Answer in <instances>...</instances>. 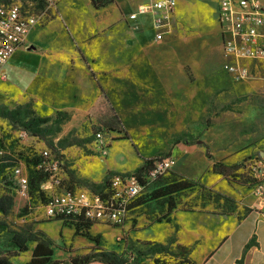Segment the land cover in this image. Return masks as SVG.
<instances>
[{
  "label": "crops",
  "instance_id": "crops-1",
  "mask_svg": "<svg viewBox=\"0 0 264 264\" xmlns=\"http://www.w3.org/2000/svg\"><path fill=\"white\" fill-rule=\"evenodd\" d=\"M147 2L112 0L98 9L91 0H55L45 19L31 29L24 45L0 70V75L6 76V79L0 76V107L14 110L29 104L41 118L54 117L57 113L69 116L61 128L62 135L54 139L56 145L70 133L73 137V131L78 136H74L76 139H86L97 122L95 115L101 113L103 102L114 110L127 131L130 139L112 138L107 144L103 143L105 155L98 149L100 145L93 141L82 147L60 150L66 168L58 167L60 187L68 183L65 171H69L80 181L74 186L75 193H90V188L101 185L108 174H132L151 159L150 153L140 151V145L147 142L140 139L145 134L144 127L138 138L128 130L120 118L116 98L123 95L147 97L154 98L155 103L165 94L174 98V108L178 105V88L166 77L169 72L165 69L175 61L168 60L164 54V50L172 46L171 42L178 39L172 40L178 31L156 30L150 15L129 19ZM213 6L216 22L217 9ZM180 81L178 86L196 87L195 82ZM203 91L211 96L208 90ZM199 93L197 89L195 94ZM216 124L203 129L197 144L179 143L173 155L178 163V177L198 182L208 191L222 196L223 202L228 199L232 209L222 211L215 208V203L204 206L200 201L197 205L177 203L176 208L168 212L167 204L150 210L144 204L131 208L123 225L94 223L89 233L95 240L77 235L73 227L58 221L62 239L56 236L54 240L43 229V223L51 219L46 216L42 204L38 209L31 208L37 197L29 188L30 170L34 167L30 160L41 158V162L52 163L54 154L43 140L15 129L8 120L0 118V205L5 207L4 212L0 211V225L5 227L0 234V257L10 264H28L33 250L42 241L53 249L54 261L70 264L72 258L94 252L119 253L131 242L166 245L175 238L178 245L187 249L189 259L195 264H264V209L260 208L263 203L253 190L233 186L225 176L213 171L215 159L227 160L233 154L240 157L235 151L238 148L225 149V133L217 144L214 138L210 139ZM197 127L182 129L193 131ZM204 143L206 147L199 146ZM227 147L231 148L230 144ZM198 156L208 160L203 173L190 168ZM4 177L14 187L4 186ZM21 178L28 180L25 192L19 185ZM144 230H157L160 235H143ZM70 236L86 239L81 242L85 250L71 254L72 247L64 244L65 238ZM22 243L27 246L24 252L17 247ZM56 243H63L64 251L60 255L54 250L58 247Z\"/></svg>",
  "mask_w": 264,
  "mask_h": 264
},
{
  "label": "rangeland",
  "instance_id": "rangeland-1",
  "mask_svg": "<svg viewBox=\"0 0 264 264\" xmlns=\"http://www.w3.org/2000/svg\"><path fill=\"white\" fill-rule=\"evenodd\" d=\"M7 3L27 5L28 0H7ZM214 12L215 8L211 4L193 2L192 0H179L174 16L169 21L167 30L178 31V35L173 34L172 40L177 37L178 39L172 41V46L164 50L166 58L168 60L173 58L175 61L171 67L165 68L169 72L166 77L178 88V105L175 108L174 98H170L165 94L160 95L155 103H153L154 98L128 95L116 98L115 102L120 118L135 137L142 133L144 127L145 134L140 139L142 141L145 139L148 143L146 142L143 146L140 145V151H143L144 154L150 153L151 159L158 160L163 157L174 156L179 143L197 144L203 134V129L207 125L211 126L217 123L213 131L210 132V139L214 138L217 144L222 139V133H225V149L234 151L235 148H238L235 151L240 157H234L233 154L227 160L219 161L215 159L213 163L226 167H222V171L226 173L225 177L231 185L253 190L250 173H253V167L256 166V163L264 164V61L248 63L246 66L250 75L243 81L233 80L225 70L227 60L222 52V30L218 18L216 22L213 19ZM170 70H173V72H170ZM180 79L184 83H188V81L195 82L196 87L178 86L181 83V81L178 82ZM197 89L200 92L198 95L195 94ZM203 90H208L211 96L202 93ZM206 105H208L207 108ZM110 110L107 104L103 102L101 113L95 115L97 122L92 126L88 136L85 137L86 139L91 138L93 144L100 145L98 149L101 154H103V149L106 147L103 143L107 144L112 138L130 139L119 119L115 118ZM197 125L198 127L193 131L182 129L186 127L194 128ZM51 127H53L52 123L44 126V129ZM0 128L2 129L1 125ZM110 128L113 129V133L109 132ZM97 133L100 134V138H98ZM72 134L75 136L76 132L73 131ZM11 135L14 138V134ZM61 135V133L56 134L53 140ZM74 136L71 137L70 133L66 139H76ZM227 144H230L231 148L227 147ZM199 146L206 147L205 143ZM208 148L210 152V147ZM53 150L57 156L61 155L54 148ZM243 150L246 152H242ZM32 160H30L31 165L34 162ZM207 165L208 160L205 157L198 156L194 159L190 168L196 173H203ZM61 167L66 170L63 161ZM177 173L178 166L160 177L154 184L147 186L134 205H138L137 203L142 199H148L156 189L174 181L178 178ZM221 198L222 196L197 185L193 189L177 194L171 199L156 200L146 206L149 210L157 209L165 206L169 200H173L183 205H190L191 203L197 205L200 201L203 202L204 206L208 203H215V208L222 211L233 208L228 199L223 202ZM40 204L41 202L38 200L35 204H32L31 208L36 207L38 209ZM23 213H25V210ZM58 221L61 220L51 219L43 223V229L54 240L56 236L62 239L59 236L61 226ZM143 232V235L150 233L160 235L157 230L155 232L154 230H144ZM63 235L66 234L63 233ZM82 241L86 242L87 240L70 236L65 238L64 244L72 247L73 251H70V253L73 254L85 250V245L81 244ZM153 244L150 242H131L129 248L126 246L117 254L132 261L131 255H134L135 258L137 251L146 252ZM56 245L58 247L54 250L60 255V252L64 251L61 248L63 243H56ZM186 257H188L187 249L176 243L171 246L170 254H156L152 258H147L146 263L178 264Z\"/></svg>",
  "mask_w": 264,
  "mask_h": 264
},
{
  "label": "built area",
  "instance_id": "built-area-1",
  "mask_svg": "<svg viewBox=\"0 0 264 264\" xmlns=\"http://www.w3.org/2000/svg\"><path fill=\"white\" fill-rule=\"evenodd\" d=\"M216 6L217 18L222 30V52L227 60L225 70L235 81H243L249 75L248 63L264 61V0H193ZM55 0H28V4L7 3L0 0V70L9 62L16 51L24 45L31 29L45 19L47 10ZM177 0H148L146 4L129 16L136 20L150 15L153 26L158 31H167L173 18ZM6 79L5 75H0ZM100 138V134H97ZM106 148L103 149L105 155ZM174 156L158 159L150 173L141 178L135 175L115 176L111 179L105 196L93 193H70L62 190L57 179L58 167L62 161L52 159V163L41 162L40 170L49 178L41 186L47 200L42 205L50 219L60 217L78 219L91 223L123 225L131 204L142 195L143 190L154 184L160 177L177 167ZM254 194L260 199L264 209V164L256 163L250 173ZM22 191L28 190V180L21 178Z\"/></svg>",
  "mask_w": 264,
  "mask_h": 264
},
{
  "label": "trees",
  "instance_id": "trees-1",
  "mask_svg": "<svg viewBox=\"0 0 264 264\" xmlns=\"http://www.w3.org/2000/svg\"><path fill=\"white\" fill-rule=\"evenodd\" d=\"M92 4L95 8L104 7L112 2V0H91ZM112 115L116 117V114L113 109L110 110ZM0 118L8 120L11 125L18 130H21L27 133L30 136L37 137L40 140H43L48 147L52 150L55 159H59L62 161V156H57L54 152L53 148L59 153L60 150H63L68 147L72 146H83L84 144L92 142L91 138L84 139L82 141L78 139H64L60 141L57 145L54 144V136L61 132L62 126L65 122L68 121L69 116L65 113H57L54 117L49 118H41L33 111L31 105L20 106L14 110H9L5 107H0ZM52 123L53 127L44 129V126ZM113 129H109L111 131ZM98 134V133H97ZM183 139V138H182ZM210 158V156L208 155ZM33 162V169L30 170L29 175V188L30 193L36 194L37 201L40 200L41 204L43 205L46 200L47 196L46 193L41 189V186L44 182L47 181L49 175L38 168L39 164L41 163L42 159L37 158L32 160ZM157 159H149L144 162V164L136 169L132 174H126V176L135 175L138 178H141L144 174L150 173L153 169L154 163ZM221 167V168H219ZM223 165L218 163H213V171L221 174L223 176L226 175L224 171H222ZM223 168H226L225 166ZM1 170V169H0ZM65 170V169H64ZM68 176V183L61 186V189H65L70 193H75V184H80V181L76 180L74 175L69 171H65ZM115 176H124L123 174L119 173H110L104 180L101 185H93L90 189L93 194L105 196V192L109 191L111 185V179ZM3 185L6 187H14L13 183L4 177ZM199 185L198 182L190 181L184 178H176L174 181L156 189L153 193H151L148 199H142L137 204L134 205L137 198L130 206L129 210L134 206L149 204L150 202H154L160 199H171L177 194L186 192L188 190L193 189L195 186ZM62 189V190H63ZM141 197V196H140ZM168 205V212H171L173 209L176 208L177 203L173 200H169L167 203ZM0 211H5V207L0 205ZM57 220L63 221L64 225L73 227L77 235H82L87 237L91 240H95L89 233V230L93 223L84 221L81 218L78 219H71V218H57ZM5 227L0 225V234L4 232ZM176 244V239L172 238L171 241L167 245L163 244H153L146 252L137 251L136 257L134 255L130 256L132 261L126 259L124 256H120L115 252H94L84 257H74L70 260V264H89L91 262H101L104 264H147L146 259L152 258L156 254H170L171 246ZM19 251L24 252L27 248L25 243L21 245H17ZM129 248V245H128ZM133 254V253H132ZM0 264H10L6 258L0 257ZM28 264H61L59 261H54V252L53 249L45 242H38L37 246L33 250L32 258ZM164 264V263H163ZM178 264H195L192 262L189 257L182 259Z\"/></svg>",
  "mask_w": 264,
  "mask_h": 264
}]
</instances>
